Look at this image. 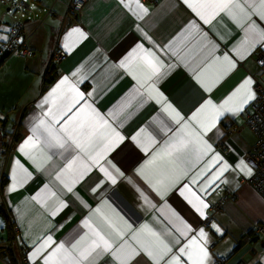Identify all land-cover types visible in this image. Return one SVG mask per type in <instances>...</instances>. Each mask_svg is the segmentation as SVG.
Here are the masks:
<instances>
[{"label":"crops","instance_id":"0c3cea01","mask_svg":"<svg viewBox=\"0 0 264 264\" xmlns=\"http://www.w3.org/2000/svg\"><path fill=\"white\" fill-rule=\"evenodd\" d=\"M70 1L11 0L0 11V44L20 23L33 50L0 65V122L20 133L0 158V204L9 213L0 209V243H10L11 222L16 237L0 264H23V255L73 264L93 228L112 231L109 220L124 235L113 233V248L97 249L93 264H156L153 256L160 264H217L219 256L264 264V194L250 181L256 136L245 121L255 79L264 84V40L250 30L253 22L264 30L259 0H234L250 20L214 7L223 0H87L74 17ZM57 49L67 55L55 59ZM225 101L240 110L219 112ZM63 128L81 142V131L92 133L88 151Z\"/></svg>","mask_w":264,"mask_h":264},{"label":"snow or ice","instance_id":"6c2138e0","mask_svg":"<svg viewBox=\"0 0 264 264\" xmlns=\"http://www.w3.org/2000/svg\"><path fill=\"white\" fill-rule=\"evenodd\" d=\"M185 2L187 3L188 0H185ZM189 6H190V7H193V10H194V11L196 10L194 5H191V4H190ZM214 7H217V8H219L220 10H225V9H230L231 7H235V8H237V9H240V11L243 12V13L245 14V16L247 17V19H249V20L251 19V14L245 12L244 7H243L241 4H239V3H235L234 0H223L222 3L217 4V5H214ZM253 8H254V12H255V14L258 15L261 19H264V0H259V4H258V6L255 5V4H253ZM197 14L200 15L199 12H198ZM202 18H203V17H202ZM206 22H207V21H206ZM250 30H252V31H258V34H259L261 40H264V30H260V29H258V28H257V25L255 24V22H253V23L250 25ZM150 55H151V54H150ZM224 60H225V61H228L230 64H232V66H234V63L230 60V58H229L228 56H225V57H224ZM157 70H158V69H156L155 66H153V71H157ZM65 83H67V78H65V80L61 81V85L65 84ZM251 84H252V81H251L250 79H249V80H246V81L244 82V84L241 85V88H245V87H247V86H249V85H251ZM61 85H57V89H59V88L61 87ZM54 91H55V90H54ZM237 91L239 92L240 90L238 89ZM251 98H252V97H251V93H249V94L244 98L243 103H247L248 99H251ZM229 100H231V97H229ZM47 102H48V101L46 100L45 103H47ZM227 104H228V101H225L224 104L220 106V108H219V112H222V111H225V110H227V111H238V110H240L239 108H237V109L226 108V105H227ZM208 105H211V101H208ZM212 107H216V106L212 105ZM97 116H98V118H99L101 121H103V117H99V114H97ZM177 116H179L178 113H177ZM53 119H55V117H53ZM193 119H195V117H193ZM177 122H179V121H177ZM104 123H106V121H104ZM44 125H45V121H44V120H41V121H40V125L38 126V128H39L40 126H44ZM205 130H207V129H205ZM34 131H36V129H34ZM45 131L48 132L49 135H52V130H51L50 128H48L47 126H45ZM61 131L68 132V134H69V138L72 139V142L75 143L76 146H77L78 148L81 149V151L87 152L88 149H89V148L91 147V145H92V139H91V137H92L93 134L90 133V132H85V131H81V132H80V136H81V137H84V142H81V141L77 140V139L72 135V133L69 132L68 129L63 128V129H61ZM30 140H31V138H30ZM56 141H57V143L59 144L60 147H63V146H64V143L66 142V141L62 140L61 138H59V137H56ZM206 147H209V148H210V146H206ZM23 150H24V149L22 148L21 151H23ZM221 159H222V158H220V157H216V160H218V161L221 160ZM69 167H71V165H69ZM222 167H223V169H227V167H228L227 163L225 162V163L222 165ZM245 167H246V166L243 165V163H241V168H242V170H243ZM102 170H103V169H102ZM107 174H108V173L106 172V175H107ZM113 182H115V179H114V178H113ZM13 187H15V185H14ZM69 191H71V188H69ZM201 203H202V202H201ZM194 207H195V205H194ZM205 207H206V205H205ZM196 210H197L198 212H200L201 215H203V212H202V210H201L200 208H197ZM97 211H99V209H97ZM107 223H108V227H109L110 229H112V231L109 232V233H104V232H102V231H101L100 229H98V228H93L92 231H93V237H94V238L91 240L90 244H89L87 247H85V248L82 249V250H78V253H79V254H78V257H73V258H72L73 264H82L83 261H88L89 264H93V260H94V258H93V260H90L89 258L92 257V254H93L94 252H96L97 249H102L103 251H109V250H111V249L113 248V233L115 234L116 237H120V238L123 237L124 233H123V232H122V231L116 226V224H114V223H113L112 221H110V220L107 221ZM86 224H87V222H86ZM185 227H187V225H185ZM144 228L147 229L148 226L145 225ZM152 235L155 236V235H157V234H156V233H152ZM200 235H201V237H204V236H205V233L201 232ZM133 239L135 240L136 237L133 236ZM50 240H51V238L49 237L48 240H46L43 244H41V245L37 248L36 252L33 253V255L36 256L38 253H40L41 250H42L44 247L47 246V244L49 243ZM78 243H79V242H78ZM137 243L140 244V241L137 240ZM161 243H163V242L161 241ZM140 246L143 248V250H144L145 252H147V254H148L149 256H153V252H152L151 250H149V247H148V246H146V245H144V244H140ZM72 247H73V249H77V245H73ZM123 247H124V245H121L120 248L117 249V252H119ZM63 248H64V245L61 244V245H59L57 251H59L60 249H63ZM164 248L167 249L168 252L171 251V249L168 248L167 245H164ZM181 251H183V249H181ZM54 254H55V253H54ZM54 254H53V255H54ZM136 254H138V253L135 251V249H133L132 252H131V254H130V256L128 257V259L131 258V255H136ZM165 254H166V253H165ZM205 255H206V253H205ZM162 258H163L162 256H161L160 258H157L156 256H153V259L156 260V264H160V259H162ZM50 259H51V257H49V259L45 261V264H49V260H50ZM117 259H120V257L117 256ZM121 264H127V260H122V261H121Z\"/></svg>","mask_w":264,"mask_h":264},{"label":"built area","instance_id":"2783aa9c","mask_svg":"<svg viewBox=\"0 0 264 264\" xmlns=\"http://www.w3.org/2000/svg\"><path fill=\"white\" fill-rule=\"evenodd\" d=\"M87 0H71L69 3V13L72 17L76 16ZM150 4H156V0H142ZM23 25L18 23L10 27L9 38L7 41L0 44V52L8 49L12 53L20 56L33 54V50L25 48ZM67 55L64 49H57L54 53L55 59H63ZM259 64L264 69V53L258 55ZM255 98L251 104V111L247 113L245 121L248 126H251L256 136V142L250 147L247 152L246 159L252 165L253 175L250 181L255 185L257 190L264 194V85L255 79L254 84ZM232 196V195H231ZM221 202L216 208L221 206ZM264 233V226L260 228ZM226 257H217V264H223ZM23 264H33L31 260L23 255Z\"/></svg>","mask_w":264,"mask_h":264},{"label":"trees","instance_id":"16d2710c","mask_svg":"<svg viewBox=\"0 0 264 264\" xmlns=\"http://www.w3.org/2000/svg\"><path fill=\"white\" fill-rule=\"evenodd\" d=\"M24 38H25V35H24ZM11 54L12 52L8 49H5L3 50V52H0V62L4 60L8 55H11ZM5 122L6 121L0 122V137H3L5 139L4 141L2 140V146L4 147V149L0 153V158L4 156V154L11 149L10 147L13 146L14 143L18 141L19 136H20L19 135L20 133L19 131L16 130V127L11 128L9 126H6ZM0 209H1V212L5 214L8 213L6 209L4 208L3 204H0ZM10 224H11V232H10L9 237L11 238L8 237L9 238L8 242L10 243L9 244L0 243V253L2 249L8 250L10 253H12L13 251V249L11 248L12 241L16 237H15V232H14V223L11 222ZM235 249H238V247H236Z\"/></svg>","mask_w":264,"mask_h":264},{"label":"rangeland","instance_id":"374dc122","mask_svg":"<svg viewBox=\"0 0 264 264\" xmlns=\"http://www.w3.org/2000/svg\"><path fill=\"white\" fill-rule=\"evenodd\" d=\"M4 2H7V4L9 5V6H11L12 5V3H11V0H0V11H6L7 12V9H8V5L6 4V3H4ZM13 2H14V0H13ZM260 82V81H259ZM262 85H264L262 82H260ZM250 127V129L253 131V129H252V127L251 126H249ZM223 264H226V260H224V263Z\"/></svg>","mask_w":264,"mask_h":264},{"label":"bare ground","instance_id":"6f19581e","mask_svg":"<svg viewBox=\"0 0 264 264\" xmlns=\"http://www.w3.org/2000/svg\"><path fill=\"white\" fill-rule=\"evenodd\" d=\"M3 62H4V60H2V61L0 62V65H1Z\"/></svg>","mask_w":264,"mask_h":264},{"label":"water","instance_id":"95a60500","mask_svg":"<svg viewBox=\"0 0 264 264\" xmlns=\"http://www.w3.org/2000/svg\"><path fill=\"white\" fill-rule=\"evenodd\" d=\"M262 243H264V241H262Z\"/></svg>","mask_w":264,"mask_h":264}]
</instances>
